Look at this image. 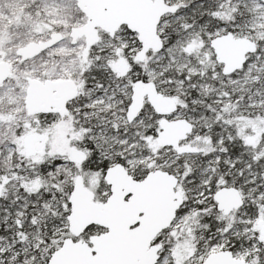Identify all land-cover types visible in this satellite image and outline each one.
Masks as SVG:
<instances>
[{
	"label": "snow or ice",
	"instance_id": "1",
	"mask_svg": "<svg viewBox=\"0 0 264 264\" xmlns=\"http://www.w3.org/2000/svg\"><path fill=\"white\" fill-rule=\"evenodd\" d=\"M0 264H264V0H0Z\"/></svg>",
	"mask_w": 264,
	"mask_h": 264
}]
</instances>
